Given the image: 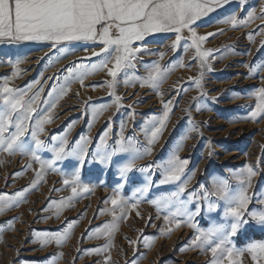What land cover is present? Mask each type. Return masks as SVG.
Listing matches in <instances>:
<instances>
[{
    "label": "rangeland",
    "instance_id": "374dc122",
    "mask_svg": "<svg viewBox=\"0 0 264 264\" xmlns=\"http://www.w3.org/2000/svg\"><path fill=\"white\" fill-rule=\"evenodd\" d=\"M262 7L264 0H228L196 22L198 35L215 33L201 44L202 51L212 50L208 57L211 68L204 69L202 89L193 82L201 68L195 49L189 47L190 33L186 29L182 33L185 39L176 50L171 48L175 33L147 37L144 46L148 51L139 54L135 68L117 77L115 92L122 97L119 109L112 103V90L106 83L111 77L106 71L88 76L83 87L78 81L72 82L71 91L61 98L69 77L67 66L74 61L89 68L91 63H98L99 58L91 57V52L99 51V44L73 42L70 45L78 49L70 53L59 46L51 50L48 42L26 45L28 41L0 38V68H7L0 72V85L7 81L10 87L20 90L31 86L29 96L43 89L31 127H35L37 115L51 116V123L45 125L40 136L45 144L58 146L67 139L68 147L77 148L87 141L82 166L75 156L74 161H57L53 167L44 168L39 180L33 169L40 170V164L29 153L0 152V196L23 192L17 206L0 213V264H105L109 255L110 264H131L134 260L138 264H209L211 254L192 246L197 229L230 225L232 218L223 215L224 201L215 196L204 199V192L214 191V180L226 179L234 194L239 190L234 174L249 165L256 175L247 192L248 211L264 213V114L255 120L249 118L256 104L254 93L264 88V20L236 27L228 22L233 16L239 21L247 20L252 12L259 16ZM180 61L184 67L178 66ZM154 62H159L162 69L177 65L160 85L162 96L152 88L140 87L138 80L125 85L126 76L145 78ZM162 100L172 101L170 119L158 141L149 145L150 130L164 112ZM106 105L111 106L94 119L93 110ZM191 121L197 131L191 130ZM231 125L237 127L229 128ZM121 135L127 152L117 151ZM26 141L35 150L30 135ZM148 147L151 155L136 160V167L122 177L123 165L134 158L137 149L143 152ZM177 152L188 161L182 181L195 172L184 193H179L181 182L160 183L167 161ZM233 152L236 153L231 155ZM37 155L46 162L53 159L49 151L38 150ZM106 155L112 157L111 163H100ZM26 160L27 164L34 162L31 169L25 167ZM77 169L79 185L91 191L74 196L71 186L63 181L70 180ZM145 187L147 192L143 191ZM117 192L127 202L129 213L116 221L118 228L111 239L107 235L90 238L113 222L107 210L113 207L110 200ZM174 193L179 195L174 197ZM167 198L173 199L167 207L157 208L151 203ZM61 203L65 206L57 217L56 205ZM133 203H137L136 209H131ZM210 204L216 205L214 211L209 209ZM198 207L200 213L192 219L196 229L187 226L186 215L171 216L177 210L191 213ZM165 215L172 223H165ZM245 219L248 222L232 238L237 248L264 242V225L247 214ZM175 220L181 223L179 229L174 228ZM170 227L173 230L169 234ZM65 232L69 236L62 244L55 240L43 244L45 238ZM109 243L111 247L100 254H88ZM244 264H249L247 258Z\"/></svg>",
    "mask_w": 264,
    "mask_h": 264
},
{
    "label": "snow or ice",
    "instance_id": "6c2138e0",
    "mask_svg": "<svg viewBox=\"0 0 264 264\" xmlns=\"http://www.w3.org/2000/svg\"><path fill=\"white\" fill-rule=\"evenodd\" d=\"M228 0H0V38L24 42H48L53 49L58 46L70 45L73 42H92L99 44L100 50L91 52V57H98V63H91L90 68L82 62H72L67 66L69 77L66 78L67 87L61 92V98L71 91L70 84L78 81L84 86V81L88 76L95 75L97 72L106 71L111 80L107 81V87L111 89L110 96L114 97L112 103L119 109L121 107L122 97L115 92L117 77L121 73H125L128 68H135L134 61L137 60L139 54L147 52L148 49L144 46L146 38L154 33H175V40L171 44V48L176 50L181 41L185 39L182 35L186 29L190 33L191 43L189 47L196 51V58L200 61V76L193 82L198 89H202V80L204 77V69L210 70L211 65L208 64V57L211 56L212 50H201V44L215 33L207 35H198L194 25L203 16L220 7ZM246 0H241L245 3ZM256 19L264 20V7L260 10V15L255 12L249 13L247 20L239 21L235 16L230 22L233 27L237 25L247 26ZM264 30V29H262ZM161 58L164 53H161ZM90 60V57L87 58ZM19 63V62H17ZM111 65V66H109ZM177 65L171 68L162 69L159 62H154L150 67L145 78H129L124 79L125 85H128L132 80H138L140 87H149L159 93L160 85L167 78L168 74L175 69ZM179 67H184L183 61L178 64ZM19 69L17 68V72ZM126 74V73H125ZM31 86L28 89L20 90L9 86L5 81L0 85V152L9 155H15L17 152L24 154L29 153L33 161L40 164V170L33 169L37 180L42 176L45 167L51 168L57 161L67 159L70 156L78 158L81 166L85 162V146L77 145V148L68 147V140L64 139L59 145L48 147L45 141L40 138L45 131V125L51 123V116H38L35 118V127H31L34 119V114L38 111V101H40V88L31 96L28 95ZM184 90V89H181ZM202 95H207L203 93ZM256 104L251 112L250 119L255 120L257 117L264 114V88H260L254 93ZM196 99V98H193ZM213 101L217 97H211ZM164 112L150 130L149 145L156 143L162 135L170 119L172 112V101L164 102L162 100ZM111 105H106L101 109L93 110V118H97L103 111H106ZM56 107L55 104L52 105ZM197 108V111H200ZM190 115V111H189ZM192 123V131H197L195 122ZM148 130H146V135ZM30 135L35 145V150L26 141V136ZM184 139H188L187 136ZM38 150H45L52 153L53 159L44 161L39 155ZM129 149L124 145L123 135H121V144L117 149L119 152H127ZM152 149L148 147L145 151L136 150L133 159L129 160L120 169L122 177L132 171L136 167V160L142 159L145 155H151ZM112 157L106 155L99 162L102 164H110ZM3 161H0L2 164ZM188 161L181 159L177 154L173 155L167 161V166L163 170V178L161 184H169L181 182L179 193H184L191 182V178L195 176V172L190 177L182 181V176L185 173ZM31 169L32 164L25 165ZM256 175L252 166L249 165L239 173H235V179L239 182V190L234 194L230 192L229 183L226 179L214 180V191L204 192V199L210 196H215L219 200L224 201L226 207L223 215L225 218L231 217L230 225H214L208 230L197 229L198 234L192 241L194 248H199L202 252L211 254L209 264H244L245 258L249 264H264V242H252L243 248H237L233 242V237L238 234L241 226L247 223L246 214L261 225H264V213L248 211L250 197L247 195L248 189L252 186L251 180ZM80 170L77 169L72 178L65 179L63 183L71 186V193L75 196L78 192L91 191L88 186H80ZM36 181H33L35 184ZM122 188L123 185H120ZM143 191L147 192L145 187ZM174 193L173 196L179 195ZM23 192H17L14 196H0V213L6 209L17 206L20 203L19 197ZM112 208L107 211L113 216V222L106 224L103 229L98 230L94 237L99 239L101 235H107L111 239L112 235L118 228L116 221L124 218L129 213L127 202L120 196L119 192L110 200ZM138 203V202H137ZM137 203L131 204V209L137 208ZM157 208L167 207L173 203L172 198L153 200L151 201ZM264 203V201H262ZM65 206L63 203L56 205L57 217L61 208ZM216 205L210 204L209 209L215 210ZM117 212L121 215L118 217ZM200 213V208H196L195 212H176L171 213L173 218L181 215H186L188 227L197 228L195 223H192L194 215ZM140 213L137 211V216ZM151 219V217H149ZM165 223H172L169 216L165 215ZM69 225V229H71ZM181 223L175 220L174 228L179 229ZM173 230L170 227L167 232L170 234ZM2 232V230H0ZM69 232L47 237L43 240V244L49 243L51 240L60 245L66 241ZM136 243V241H130ZM111 247V243L104 246L103 249H92L88 252L89 255L96 253L100 254L107 248ZM150 247V245H149ZM110 255L106 257L105 264H110ZM127 264V262H126ZM131 264H138L136 260Z\"/></svg>",
    "mask_w": 264,
    "mask_h": 264
},
{
    "label": "crops",
    "instance_id": "0c3cea01",
    "mask_svg": "<svg viewBox=\"0 0 264 264\" xmlns=\"http://www.w3.org/2000/svg\"><path fill=\"white\" fill-rule=\"evenodd\" d=\"M27 42V41H26ZM38 44L37 42H34V41H28L27 43H26V45H32V44ZM48 46V48H50L51 50H53V48L50 46V45H47ZM58 48H61L62 50H67V51H69L70 53H74V52H77V46L76 45H62V46H59ZM74 57V56H73ZM33 63H34V61H33ZM29 74V76H30V74H31V72H29L28 73ZM28 76V77H29ZM235 127H237V125H231V126H229V128H235ZM68 158H70L72 161H74V159H73V156H70V157H68ZM21 159H23V157L21 158ZM27 162H28V160H26V164H27ZM36 162V161H35ZM34 163V162H33ZM32 163V164H33ZM34 190H32V191H30V192H33ZM28 192V191H27ZM102 219V218H101ZM178 234V233H177ZM176 234V235H177Z\"/></svg>",
    "mask_w": 264,
    "mask_h": 264
},
{
    "label": "bare ground",
    "instance_id": "6f19581e",
    "mask_svg": "<svg viewBox=\"0 0 264 264\" xmlns=\"http://www.w3.org/2000/svg\"><path fill=\"white\" fill-rule=\"evenodd\" d=\"M32 64V63H31ZM7 69V68H6ZM4 67L3 68H0V72H2V71H4V70H6ZM28 76V75H27ZM236 152H233V153H231V155L233 154H235Z\"/></svg>",
    "mask_w": 264,
    "mask_h": 264
}]
</instances>
